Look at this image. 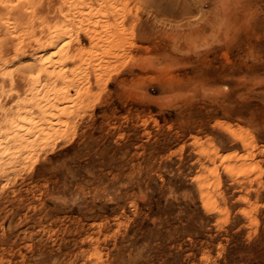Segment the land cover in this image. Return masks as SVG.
<instances>
[{"label": "rangeland", "instance_id": "1", "mask_svg": "<svg viewBox=\"0 0 264 264\" xmlns=\"http://www.w3.org/2000/svg\"><path fill=\"white\" fill-rule=\"evenodd\" d=\"M26 1L0 4V264H264V0ZM63 24L65 62L21 68Z\"/></svg>", "mask_w": 264, "mask_h": 264}, {"label": "bare ground", "instance_id": "2", "mask_svg": "<svg viewBox=\"0 0 264 264\" xmlns=\"http://www.w3.org/2000/svg\"><path fill=\"white\" fill-rule=\"evenodd\" d=\"M13 1L14 0H0V4L3 6V7H5V9H7V11H9V12H11V11H13V8L15 7L14 5H12V3H13ZM20 1V0H19ZM28 1V0H27ZM26 1V2H27ZM34 1V0H33ZM28 2H31V0L30 1H28ZM64 2V1H63ZM66 2H70V1H66ZM113 3H114V1H112ZM71 3H73L74 5H78V6H80V3H79V1H78V3H75L74 1L73 2H71ZM83 3H84V0H83ZM28 4V3H27ZM27 4H25V6L27 5ZM30 4V3H29ZM34 3H32V5H33ZM85 4V3H84ZM84 4H81L82 6L84 5ZM31 5V4H30ZM31 5V6H32ZM70 5V4H69ZM85 5H87V7H89V5L88 4H85ZM71 7L73 6L72 4L70 5ZM112 6V7H111ZM111 8L113 9L114 7H113V5L111 4ZM30 7V6H29ZM29 7H27L26 9H28ZM76 7V6H75ZM75 7L73 6V8L75 9ZM20 8H21V6H20ZM23 8V7H22ZM32 9H33V11H34V5H33V7H31ZM31 8H29L30 10H31ZM68 8V7H67ZM66 8V9H67ZM83 8V7H82ZM24 9V8H23ZM77 9H78V7H77ZM69 10V9H68ZM79 10V9H78ZM28 11V10H27ZM60 10L58 9V12H59ZM90 11H92V10H90ZM97 11V10H96ZM0 12L2 13V10H0ZM61 12V11H60ZM29 13V12H28ZM34 13V12H33ZM33 13H30V16H32L31 14H33ZM62 13L64 14L65 13V11H63L62 10ZM62 13H60V14H62ZM91 13L92 12H90V15H91ZM102 13H103V11H102ZM101 13V14H102ZM6 14H7V12H6ZM3 15V14H2ZM21 15V14H20ZM59 15V14H58ZM94 15V14H93ZM0 16H1V14H0ZM24 16V15H23ZM29 16V17H30ZM37 16V15H36ZM39 16V15H38ZM67 17V15H61L60 17H63L64 19ZM102 16H103V14H102ZM40 18H41V16H40ZM40 18H38V19H40ZM28 20L29 19H31V18H27ZM32 19H33V17H32ZM31 19V20H32ZM67 19V18H66ZM12 20V19H11ZM28 20H27V24L25 23V24H22L23 26H28V25H32V23H38V21L36 20V18H35V20H36V22H31V20H29L31 23H29L28 24ZM43 21V20H42ZM0 22L5 26V32L7 33V34H9V35H11L12 36V28H14L15 27V23L14 22H11L10 21V19L9 18H7V17H0ZM16 22V21H15ZM45 22V21H44ZM17 23V22H16ZM46 23V22H45ZM61 23V22H60ZM53 24H55V23H53ZM34 25V24H33ZM22 26V27H23ZM46 26H47V24H45V28H46ZM52 26V25H51ZM59 26V25H58ZM62 26V25H61ZM22 27H19V28H22ZM24 27V28H25ZM31 27V26H30ZM30 27H29V30H30ZM4 28V27H3ZM2 28V29H3ZM55 28V27H54ZM26 29H28V27L26 28ZM14 30V29H13ZM16 30V29H15ZM46 30V29H45ZM49 30V29H48ZM17 31H19V29L17 30ZM23 31V30H22ZM22 31L20 32L21 33V35L20 34H16L18 37H19V35L20 36H23L22 35ZM24 31H25V29H24ZM23 31V32H24ZM49 31H51L50 32V34H48L46 37H45V40L44 41H42L41 39H36L35 40V44H37V46H38V49H44V48H48L49 49V51L48 52H46V53H43V51L42 52H36L37 54H35V56H34V54H33V58L31 59V60H29V61H25L24 63H23V65L21 66V68H23L25 71L26 70H28V71H36L37 72V74L36 75H43V74H47V68H49V67H51L55 62H53V57H56V56H59L60 58H61V62L63 63V62H65V60L68 58V57H63L64 55H65V52H66V50L64 49V48H66V46L68 45V42L66 41V39H68L69 40V38H70V33H71V29H69V28H67V27H64V24H63V26L62 27H60L59 26V28H55V29H52V30H49ZM12 32V33H11ZM26 34V33H25ZM99 35V34H98ZM3 36V35H2ZM90 36V38L89 39H91L90 41H92V38H93V36L92 35H89ZM103 36V35H102ZM110 36V35H109ZM108 36V37H109ZM9 37V36H8ZM18 37H15V39L17 38L18 39ZM99 37H100V35H99ZM0 39H1V37H0ZM33 39H34V37H33ZM104 39H107V41H108V38L106 37V38H104ZM112 39V38H111ZM9 40V39H8ZM100 40V39H99ZM103 40V39H102ZM10 41H11V39H10ZM66 41V42H65ZM103 41H105V40H103ZM64 50H65V52H64ZM19 52H20V50H19ZM44 52H45V49H44ZM15 54V53H14ZM66 54H67V52H66ZM16 55V54H15ZM13 56V55H12ZM16 56H18V55H16ZM55 59V58H54ZM70 60H71V57H70ZM69 60V61H70ZM53 63H52V62ZM60 61H58V63H59ZM60 62V63H61ZM57 63V62H56ZM60 63L59 64H57V65H60ZM2 64V63H1ZM61 65H63V64H61ZM3 66V65H2ZM34 73V72H33ZM24 78H25V75H24ZM27 78H28V76H27ZM26 78V79H27ZM32 78V77H31ZM36 78V77H35ZM28 80H30V79H28ZM34 80V79H33ZM25 83V82H24ZM27 84V83H26ZM30 84V83H29ZM29 86V85H28ZM57 97V96H56ZM59 97V96H58ZM57 97V98H58ZM57 98H54L55 99V101H56V99ZM66 98H67V95H63V96H60V101H64V100H66ZM58 100V99H57ZM55 106V105H54ZM53 106V107H54ZM47 109H49V108H47ZM47 111H50V113H51V109L50 110H47ZM21 114H22V112H20ZM49 113V112H48ZM18 114V113H17ZM21 114H19L18 115V119L20 120H22L21 122H23L24 120H25V118L23 119V114L21 115ZM21 116V117H20ZM25 116V115H24ZM29 116V115H28ZM48 116V115H47ZM47 116H45V117H47ZM15 117H17V116H15ZM11 118L10 120V122L11 123H9V124H15L14 123V121L12 120V119H16V118ZM26 117V116H25ZM30 117V116H29ZM49 117H51L50 115H49ZM31 119H32V117H30ZM30 118H28V123H29V125H30V122H31V120H30ZM36 119H38L39 120V118H37L36 117ZM40 119H41V117H40ZM35 119H33L32 121H34ZM37 120V121H38ZM13 121V122H12ZM36 121V122H37ZM42 122H40L39 124H41V123H44L43 121H45L43 118H42V120H41ZM17 122V121H16ZM21 122H19V123H16V125L17 124H20ZM25 122H27V119L25 120ZM47 122V121H46ZM26 124V123H25ZM33 124H35V122L33 123ZM21 125V124H20ZM35 125H37V124H35ZM45 125V124H44ZM18 127H19V125H17ZM16 126V127H17ZM23 127L25 126V125H22ZM27 126V125H26ZM34 126V125H33ZM7 127V126H6ZM17 127V130L19 129V130H22V129H20L21 127H19L18 128ZM13 128V127H12ZM14 128H15V125H14ZM26 128H28V127H26ZM29 128H30V126H29ZM37 128V127H36ZM44 128V127H43ZM227 129H228V127H226ZM7 129V128H6ZM16 129V128H15ZM38 129V128H37ZM41 129V128H40ZM40 129H39V131H40ZM45 129V128H44ZM11 130H13V129H11ZM17 130H15L16 132H20L19 130L17 131ZM23 130H26L25 128L23 129ZM4 131H6V132H8L7 130H4ZM14 131V132H15ZM31 131H32V129H31ZM35 131V130H34ZM14 133V135L15 134H17V133ZM21 132H23V131H21ZM20 132V133H21ZM26 132H28V129L26 130ZM33 132V131H32ZM40 132H42V131H40ZM7 134V133H6ZM19 134V133H18ZM17 134V135H18ZM26 134V133H25ZM20 135V134H19ZM22 136H23V134H21ZM9 137V136H8ZM11 138V137H10ZM9 138V139H10ZM12 138H14V137H12ZM17 139H18V137H16ZM11 140V139H10ZM19 140H21L20 142H22V138L20 137L19 138ZM16 141V140H15ZM2 143L0 142V145H1Z\"/></svg>", "mask_w": 264, "mask_h": 264}, {"label": "clouds", "instance_id": "3", "mask_svg": "<svg viewBox=\"0 0 264 264\" xmlns=\"http://www.w3.org/2000/svg\"><path fill=\"white\" fill-rule=\"evenodd\" d=\"M226 2H227V0H226Z\"/></svg>", "mask_w": 264, "mask_h": 264}]
</instances>
